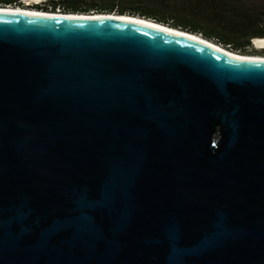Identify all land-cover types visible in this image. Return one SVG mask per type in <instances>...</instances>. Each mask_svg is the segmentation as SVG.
Listing matches in <instances>:
<instances>
[{
  "label": "water",
  "instance_id": "1",
  "mask_svg": "<svg viewBox=\"0 0 264 264\" xmlns=\"http://www.w3.org/2000/svg\"><path fill=\"white\" fill-rule=\"evenodd\" d=\"M81 13L0 10V264H264V60Z\"/></svg>",
  "mask_w": 264,
  "mask_h": 264
},
{
  "label": "trees",
  "instance_id": "2",
  "mask_svg": "<svg viewBox=\"0 0 264 264\" xmlns=\"http://www.w3.org/2000/svg\"><path fill=\"white\" fill-rule=\"evenodd\" d=\"M32 7L54 11H115L152 18L172 27L199 32L227 48L244 51L264 37V0H46ZM23 0H0L20 5Z\"/></svg>",
  "mask_w": 264,
  "mask_h": 264
},
{
  "label": "bare ground",
  "instance_id": "3",
  "mask_svg": "<svg viewBox=\"0 0 264 264\" xmlns=\"http://www.w3.org/2000/svg\"><path fill=\"white\" fill-rule=\"evenodd\" d=\"M34 0H23V4H29L30 2H32ZM0 10H8L11 12H23V13H33V14H55L53 16H70V15H79L80 12H63V11H46L45 9H39V8H33V7H29L26 5L23 6H18V5H8L6 7L0 6ZM81 14H84L83 12ZM93 14H101V13H88V15H93ZM112 15H117V14H112ZM146 22H148V24H151L153 26H156L157 28H161L163 30H167L169 32H179L180 30L177 28H172L169 26H165L163 24H157L156 22H153L151 20H145ZM193 38L197 39L199 42H202L203 44H206L216 50H218L219 52L230 56L232 58H238V59H252V60H264V55H260V54H246V53H240L236 50L233 49H229L227 47H224L216 42H213L212 40L206 39L202 36H196L194 34V36H192ZM254 46L258 49H264V37H255L252 40Z\"/></svg>",
  "mask_w": 264,
  "mask_h": 264
},
{
  "label": "rangeland",
  "instance_id": "4",
  "mask_svg": "<svg viewBox=\"0 0 264 264\" xmlns=\"http://www.w3.org/2000/svg\"><path fill=\"white\" fill-rule=\"evenodd\" d=\"M35 3H39V4H43V3H47L46 0H34L32 2H30L29 4H23V2H21V4L23 5H29L32 7V4H35ZM18 5V6H21ZM57 9V8H56ZM55 9V10H56ZM49 10V9H48ZM51 11V10H50ZM253 42V41H252ZM250 41V45L247 47V49H245L244 51L240 52V53H246V54H264V49H258L254 46V44ZM239 52V51H238Z\"/></svg>",
  "mask_w": 264,
  "mask_h": 264
},
{
  "label": "flooded vegetation",
  "instance_id": "5",
  "mask_svg": "<svg viewBox=\"0 0 264 264\" xmlns=\"http://www.w3.org/2000/svg\"><path fill=\"white\" fill-rule=\"evenodd\" d=\"M264 55V54H263Z\"/></svg>",
  "mask_w": 264,
  "mask_h": 264
}]
</instances>
